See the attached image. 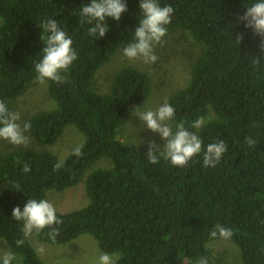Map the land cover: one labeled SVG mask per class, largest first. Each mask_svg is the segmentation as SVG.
Here are the masks:
<instances>
[{"label": "trees", "instance_id": "obj_1", "mask_svg": "<svg viewBox=\"0 0 264 264\" xmlns=\"http://www.w3.org/2000/svg\"><path fill=\"white\" fill-rule=\"evenodd\" d=\"M90 2L0 0V100L12 111L11 103L31 88L33 65L44 47L39 26L55 19L71 37L78 59L65 83L48 82L57 108L36 114L30 132L44 145L56 142L69 125L84 136L82 154L71 152L59 169L54 166L61 162L46 151L20 149L0 161V240L22 256L13 264L44 263L25 241L12 209L23 210L28 199H46L48 191L62 192L81 181L89 204L57 213L62 223L54 225L55 242L48 228L36 233L39 241L66 244L89 234L102 252L120 254L116 264H195L201 257L209 264L208 244L223 240L210 232L221 224L232 230L226 242L239 249L241 264H264V54L261 38L237 19L254 0H158L174 9L167 33L187 32L202 45L187 85L166 102L175 109L174 129L183 121L205 147L225 142L227 151L214 168L203 167V153L184 168L163 159L150 164L148 149L118 139L117 129L150 94V79L136 68H123L107 95L93 90L92 79L119 45L132 41L139 0H126L128 11L119 22L106 19L109 31L100 39L88 36L90 25L79 23V8ZM241 33L244 39L235 46ZM209 110L214 118L192 128ZM246 137L256 141L254 147L246 145ZM103 157L111 168L83 178Z\"/></svg>", "mask_w": 264, "mask_h": 264}, {"label": "clouds", "instance_id": "obj_2", "mask_svg": "<svg viewBox=\"0 0 264 264\" xmlns=\"http://www.w3.org/2000/svg\"><path fill=\"white\" fill-rule=\"evenodd\" d=\"M140 18L134 28L132 41L121 48L122 60L141 61L145 65L155 64L159 59L154 49L162 45L163 38L167 35V26L171 23L174 9L170 5L161 6L158 0H139ZM126 0H91V2L79 8V23L88 24V36L95 39L103 38L109 31L106 19L110 18L119 22L122 14L127 12ZM237 19L243 23L245 29L260 37L259 50L264 54V0H254L247 5L242 15ZM39 28L42 30L40 39L44 47L40 53L41 58L33 65L35 82L40 86H46L49 81L63 84L66 82V74L72 64L78 59L77 52L73 49V41L68 33L60 27L55 19H45ZM244 39V34L236 36L234 43L238 46ZM258 64L260 60L255 58ZM133 110L148 131L157 134L164 142L158 146L154 141L148 142L146 158L150 164H157L161 159L168 162L172 167L184 168L194 157L202 154L204 168H214L227 151V145L223 140L209 143L206 147L200 136L189 131L183 121L176 125L173 131L169 122L173 120L175 109L165 102L155 110H141L137 106ZM20 113L11 111L5 101L0 100V140L17 147L27 146L30 137L27 135L31 125L29 122L19 123ZM204 124V117L193 122L192 128L199 129ZM121 140V143H124ZM248 147H254L256 141L251 137L245 138ZM82 154V145L73 149L72 155L79 157ZM62 167V162L54 166L55 169ZM25 173L30 171V165L23 166ZM12 219L22 222V230L25 238H30L34 233H40L48 228V236L55 242L59 234L54 225L62 223L57 217L55 206L46 199H28L23 207L12 209ZM233 232L221 224L215 225L210 232L212 238H221L225 241L231 239ZM23 241L18 240L17 244ZM43 252L44 249H38ZM15 256L11 251L0 254V264H13ZM96 264H116L113 255L101 252ZM195 264H208L207 258L201 257Z\"/></svg>", "mask_w": 264, "mask_h": 264}, {"label": "rangeland", "instance_id": "obj_3", "mask_svg": "<svg viewBox=\"0 0 264 264\" xmlns=\"http://www.w3.org/2000/svg\"><path fill=\"white\" fill-rule=\"evenodd\" d=\"M124 46L126 44L119 45L114 54L97 70L92 79V88L97 94L107 95L115 75L120 70L126 67L136 68L145 73L151 82L150 94L139 106L141 110H155L165 103L172 93L184 88L189 81L191 67L202 52V45L197 43L189 33L181 30L167 33L162 45L155 47L154 52L159 58L155 64L145 65L139 60L131 62L122 60L119 50ZM56 108V103L48 95L47 85L40 86L35 81L24 95L11 103L12 111L20 113L19 123L21 125L24 122L31 124L32 118L39 112ZM213 118L211 112L204 117V123ZM169 124L175 131L174 121H170ZM27 135L30 137V143L27 146L17 147L0 140V161L8 153L29 149L49 152L56 157L58 162H63L75 147L84 142V136L73 125L66 126L57 141L49 145L38 143L32 137L30 130ZM117 136L120 141H125L123 143L125 145H135L145 149H148L149 141H154L160 147L164 143L157 134L143 127L135 111L117 129ZM111 166V161L103 157L85 171L83 178L90 171L98 168L107 169ZM46 200L55 206L57 213L78 210L89 204L83 181L62 192L48 191ZM24 239L44 264H96L102 252L89 234H83L66 244L55 245L39 241L36 233ZM40 248L44 249L42 253L38 251ZM207 248L210 252L209 264H241L239 249L232 243L216 240L208 244ZM5 251H11L15 256V261H22V256L13 252L3 240H0V254ZM111 255L115 261L120 257V254Z\"/></svg>", "mask_w": 264, "mask_h": 264}]
</instances>
